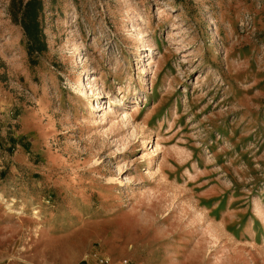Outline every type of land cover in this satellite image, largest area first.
<instances>
[{
    "label": "rangeland",
    "instance_id": "rangeland-1",
    "mask_svg": "<svg viewBox=\"0 0 264 264\" xmlns=\"http://www.w3.org/2000/svg\"><path fill=\"white\" fill-rule=\"evenodd\" d=\"M42 1L29 55L0 0V264H264V0Z\"/></svg>",
    "mask_w": 264,
    "mask_h": 264
},
{
    "label": "trees",
    "instance_id": "trees-1",
    "mask_svg": "<svg viewBox=\"0 0 264 264\" xmlns=\"http://www.w3.org/2000/svg\"><path fill=\"white\" fill-rule=\"evenodd\" d=\"M42 9V0H10L9 14L23 29L29 55L46 48L40 20Z\"/></svg>",
    "mask_w": 264,
    "mask_h": 264
},
{
    "label": "crops",
    "instance_id": "crops-1",
    "mask_svg": "<svg viewBox=\"0 0 264 264\" xmlns=\"http://www.w3.org/2000/svg\"><path fill=\"white\" fill-rule=\"evenodd\" d=\"M0 199H3V196H2V194L0 193ZM24 200L26 201V202H31V200H32V198L31 197H27V196H25V198H24ZM10 202H12V201H10ZM13 203V202H12ZM14 204V203H13ZM22 206L21 205H19L18 206V209L19 208H21ZM32 207H38V206H32ZM5 209L7 210V212H9V213H11L8 209H7V206H5ZM40 212H41V209H40ZM13 213V212H12ZM77 213H79V212H77ZM15 214H17V213H15ZM52 214V213H51ZM18 215V214H17ZM18 217H29L33 222H35V223H37L38 224V226H37V231H38V236H44V234H46V233H48L49 232V229H50V227H52L53 226V222H52V220L50 221V219H51V217L50 216H48V215H45V216H43V218H42V221H40V222H38L34 217H32L31 215H18ZM80 238L81 239H83V238H85L83 235H81L80 236ZM107 248V250H108V252H111L112 250H110L109 248H108V246L106 247ZM121 248V247H120ZM121 251H122V249H120ZM75 262V261H74ZM74 262L72 263V264H74ZM9 264H16L15 262H11V263H9Z\"/></svg>",
    "mask_w": 264,
    "mask_h": 264
},
{
    "label": "bare ground",
    "instance_id": "bare-ground-1",
    "mask_svg": "<svg viewBox=\"0 0 264 264\" xmlns=\"http://www.w3.org/2000/svg\"><path fill=\"white\" fill-rule=\"evenodd\" d=\"M95 76H94V81H95ZM121 115L122 116H127L128 115V112L126 111V110H123L122 111V113H121ZM132 115L130 114V117H131ZM11 205H14L13 203H9V205H8V209H10V211L11 212H14V210L10 207ZM22 209V211H20V210H17V211H15V213H18V214H23V215H27V214H30L31 216H33L34 218H38V214H39V209L37 208V207H33L32 208V210L30 211V213H27V214H25L26 212L24 211V208H21ZM262 221H263V223H264V216H262Z\"/></svg>",
    "mask_w": 264,
    "mask_h": 264
},
{
    "label": "built area",
    "instance_id": "built-area-1",
    "mask_svg": "<svg viewBox=\"0 0 264 264\" xmlns=\"http://www.w3.org/2000/svg\"><path fill=\"white\" fill-rule=\"evenodd\" d=\"M94 259H95V264H108V260L106 258H104V256H102L100 254L95 255Z\"/></svg>",
    "mask_w": 264,
    "mask_h": 264
}]
</instances>
